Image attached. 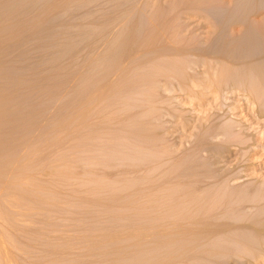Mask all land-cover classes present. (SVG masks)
Instances as JSON below:
<instances>
[{
    "label": "rangeland",
    "instance_id": "1",
    "mask_svg": "<svg viewBox=\"0 0 264 264\" xmlns=\"http://www.w3.org/2000/svg\"><path fill=\"white\" fill-rule=\"evenodd\" d=\"M88 1L43 0L35 13L13 16L4 11L5 3L18 2L20 9L24 4H31V0H0V264H181L178 251L172 252L170 244L165 243V239L171 237L170 226L166 230L162 224L166 217L172 216L170 219L174 220L186 189L198 188L199 180L211 181L210 174L196 171L192 165L199 170H211L226 183L230 178L231 186L250 183L264 186V39L261 40V35L259 40L263 43L257 41L260 45L233 41L251 32L241 29L244 22L243 25L237 23L242 13L248 15L255 10L251 16L262 15L264 5L258 2L261 7L254 5L253 9V2L251 6L248 0L244 1L252 10L248 7L250 11L244 13L242 9L247 4L244 7L240 5L244 3H240L243 7L240 15L237 2L233 4L237 9L234 13L232 0H220L221 3L217 0L220 6L232 5L234 12L227 8L226 15L230 22L237 23L233 29L231 24L224 23V20L230 23L224 13H221L223 20L217 13L209 18L200 14L196 5L197 13L185 10L189 0L187 3L185 0ZM165 1L170 2L169 5ZM79 3L84 8L79 7ZM74 6H78L79 11L82 8L81 12H72ZM54 16L57 19L54 30L60 37L42 42L37 29L45 25L48 17ZM250 18H246L245 24ZM68 25H73V30H67ZM83 30L110 31L97 37L100 42L95 39L89 49L83 47L79 57L74 55L75 60L66 58L72 33L75 38ZM231 31L232 46L229 40V44L222 45V37ZM130 32L134 40L128 39ZM111 40L127 44L133 52L126 48L129 51L123 52L124 57L121 56L108 75L97 80L85 75L84 60L89 50L93 49L89 55L93 53L97 57ZM198 44L202 51H191V47ZM162 45L166 56L162 55ZM181 46L180 50L185 52L175 55V50ZM132 54L138 56L132 58ZM200 56L212 64L209 62L208 68L188 65L187 69L185 62L190 64L192 59L191 64L196 63ZM175 66L185 69L176 72L177 80L182 77L183 84L181 80L173 82L176 77L171 71H176ZM185 71L188 76L194 74L196 82L191 77L185 78ZM240 74L244 77L240 78ZM211 75L213 82L208 79ZM162 76L167 79L163 81ZM198 77L200 81L202 77L204 88L197 82ZM228 79L244 83L241 88L230 84L224 90L223 84ZM187 88L196 94L192 95L191 90L188 93ZM214 124L231 129L224 128L226 134L222 129H209ZM144 125L148 129L144 127L143 132ZM196 144L201 147L199 152L193 158L184 157ZM143 152L147 163L141 158ZM177 158H183L181 163L165 172V164L172 165ZM174 176L181 184L162 186L164 177ZM189 176L198 183L185 185ZM202 200L206 202L203 197ZM246 211L256 212L255 208ZM178 214L179 211L177 217ZM175 220L171 227L174 231V223L176 226L178 223ZM162 231H169V235L165 238ZM236 233L247 236L255 244L260 237L243 230ZM162 234L163 246H169L168 250L165 247L162 251ZM260 248L259 256L246 252L248 256L241 264H264V241ZM233 259H229L228 264H238Z\"/></svg>",
    "mask_w": 264,
    "mask_h": 264
},
{
    "label": "bare ground",
    "instance_id": "2",
    "mask_svg": "<svg viewBox=\"0 0 264 264\" xmlns=\"http://www.w3.org/2000/svg\"><path fill=\"white\" fill-rule=\"evenodd\" d=\"M28 1H30V0H26V2H28ZM43 0H31V4H24L23 5V8H20L19 9V7H20V5H19V3L18 2H7V3H5L4 4V7H3V9H4V11L7 13V14H10V15H13V16H15L16 14H25V13H28V12H31L32 11V13H35L34 11H35V9H38V6H39V4L42 2ZM88 1V0H87ZM89 1H91V0H89ZM88 1V2H89ZM181 1V0H180ZM180 1H179V3H180ZM190 1V4H188L187 5V9H185V10H189L190 12H192V10L193 11H195V10H197L196 9V6L198 7L199 6V12H200V14L201 13H203L204 15H206V17H212L211 15L212 14H214V13H217V15H220V18H221V15L224 13V15H226V12L228 11V9H231L230 7H232V5L234 4V2L236 3H238L237 4V9H238V13H239V10H240V15H241V8H243L242 6H244L245 7V4H247L246 2L244 3V1H247V0H232L231 2H232V5L231 6H229V8H228V6H226V3L223 5H221L220 6V0H213V1H211V0H189ZM222 1V0H221ZM224 1V0H223ZM228 1H230V0H228ZM23 3H24V1H22ZM25 2V3H26ZM166 2V1H165ZM185 2L187 3L188 2V0L186 1L185 0ZM216 2H218V3H216ZM225 2V1H224ZM248 3H250V5L251 4H253V9L255 8V6H257V5H259L260 3L262 4V6L264 5V1L263 0H248L247 1ZM253 2V3H252ZM255 2H257L256 4H255ZM258 2H259V4H258ZM167 3V2H166ZM165 3V4H166ZM169 3L170 2H168L167 4L169 5ZM176 3L178 4V2L176 1ZM240 3H244V4H240ZM83 4V3H82ZM163 4V3H162ZM176 4V5H177ZM239 4L240 5H242V6H239ZM79 7H82V8H84L82 5H81V3H79ZM180 5V4H179ZM182 5L183 6H185L186 7V4L184 5V3H182ZM181 5V6H182ZM196 5V6H195ZM250 5H248L247 4V7H245L244 8V10L242 9V11L245 13V10H248V11H250V9H251V7H250ZM255 5V6H254ZM164 6V5H163ZM174 6V5H173ZM195 6V7H194ZM234 6V8L236 9V5H233ZM252 6V5H251ZM79 7L77 6H74V8L72 9V12H74V13H78V11H79ZM248 7H250V9H248ZM261 6L259 5V8H260ZM82 8L80 9V11L79 12H81V10H82ZM179 8V7H178ZM194 8V9H193ZM228 8V9H227ZM263 8V7H262ZM237 9L236 10H230L231 12H234V13H237ZM167 10L169 11V8H167ZM173 10V9H172ZM183 10H184V7H183ZM252 10V9H251ZM262 10V9H261ZM181 11V10H180ZM253 11V10H252ZM252 11H251V13L250 12H248V13H250V14H248L247 15V12H246V15H244L243 13H242V15H241V17L243 18V20H242V22H241V19H240V21H239V18H238V21H237V23H241L240 25H243V22H244V25L243 26H240L241 27V29H244V30H247V31H250L251 30V32H249L247 35H245V36H242L241 35V37H239L238 36V38L236 37V39L234 38L233 39V41L235 40L236 41V43H238V44H255V42L257 43V41H263V35H264V14H262V15H257L256 14V16L254 17V15L253 16H251V14H252ZM257 11V10H256ZM182 12H184V11H182ZM196 12V11H195ZM194 12V13H195ZM254 12H255V10L253 11V14H254ZM258 12H259V10H258ZM261 12V11H260ZM165 13H166V11H165ZM172 13V12H171ZM197 13V12H196ZM220 13V14H219ZM222 13V14H221ZM163 14H164V12H163ZM168 14V13H167ZM192 14H193V12H192ZM232 14V13H231ZM177 15H180V14H178L177 13ZM181 15H182V13H181ZM188 15H189V13H188ZM232 15H234V14H232ZM244 15V16H243ZM223 16V15H222ZM227 16V15H226ZM238 17L237 15H234V17ZM246 16V18L248 17V18H250V16H251V18H250V21H247V23L248 24H245V21L247 20L246 18H245V20H244V17ZM182 17V16H181ZM225 17V16H224ZM166 18H167V16H166ZM227 18H228V20H229V22H230V20L231 19H229V17L227 16ZM230 18H232V16L230 17ZM56 19V17L54 16V17H48L47 18V22L45 23V25L43 26V27H39V29H37V30H40V40L42 41V42H52V40H56V39H59L58 37H60V34L56 31V30H54V28H56L55 26V24L57 23V19ZM165 19V18H164ZM173 19V18H172ZM221 19H223V17L221 18ZM224 20V19H223ZM223 20H222V22H223ZM55 21H56V23H55ZM170 21H171V19H170ZM221 21V20H220ZM226 21H227V19H226ZM234 22V23H233ZM224 23H227L229 26H230V24H231V26L230 27H233V29L236 27V25H237V23L235 22V20H233V21H231L230 23H228V21L227 22H225V20H224ZM165 26H166V24H164ZM163 25V26H164ZM169 25V24H168ZM233 25H235V27L233 26ZM239 25V24H238ZM212 26H214V25H212ZM215 27H217L216 26V24H215ZM240 27H238V28H240ZM67 30H73V25H68L67 26ZM77 30V29H76ZM238 30V29H237ZM252 30H253V32H252ZM108 30H87V31H85V30H83L81 33H78V35L77 36H75V38H74V36H73V33H72V38H71V36L69 37V38H71V40H69L68 42H67V47H66V51H65V55H66V58L68 57V59L70 58V59H74L75 60V58H77L76 56L78 55V54H80V50L81 49H83V47H85L84 49H86V46H87V48H88V46L89 47H91V46H94V42H95V39H98L97 37H100V35L101 36H103L105 33L107 34L108 32H107ZM112 31V30H111ZM231 33H233L232 31L229 33L228 32V34L227 35H225L224 37H222V39H221V41L220 42H222V45L224 44V43H228L230 40V34ZM113 34V33H112ZM114 34H115V31H114ZM121 34V33H120ZM243 34V33H242ZM245 34V33H244ZM74 35H76V34H74ZM109 35V34H108ZM119 35V34H118ZM133 35V32L131 33H128V35H127V37H128V39L129 38H131L130 36H132ZM232 35V34H231ZM261 35H262V37H261ZM112 36V35H111ZM135 36H137V35H135ZM134 36V37H135ZM227 36H228V38H227ZM77 37H79V39L77 38ZM261 37V40H259V38ZM101 38V37H100ZM108 38H109V36H108ZM133 38V37H132ZM131 38V39H132ZM137 38H138V36H137ZM241 38V39H240ZM51 39V40H50ZM111 39V38H110ZM131 39H130V41H131ZM240 39V41L238 42L237 40H239ZM67 40H68V38H67ZM99 40V39H98ZM98 40H97V43H98ZM102 40V39H101ZM114 40V39H113ZM132 40H134V39H132ZM139 40V39H138ZM227 40V41H226ZM229 40V41H228ZM92 41V42H91ZM260 42L261 44L263 43V42ZM99 42H100V40H99ZM129 42V41H128ZM135 42H136V38H135ZM134 42V43H135ZM174 42V41H173ZM219 42V41H218ZM92 43V44H91ZM109 45H107L106 43V45H107V48L103 51V53L101 52L100 53V55H98L97 57L95 56L94 57V54L93 53H91L90 55H89V53L91 52V51H93V49H91V50H89L90 52L88 53V57L86 58V60H84V62H85V64H84V67H85V72H83V73H85V75H89V77H91V78H93L94 80H97V79H99L101 76H103V75H108L109 73H110V71L111 70H113V68H115L117 65H118V63H119V59L121 58V56L123 55V52H124V54H126V51H127V49L126 48H128L127 47V44H125V43H123V44H125V45H122V44H120V43H118L117 41L116 42H114V41H112L111 40V42L109 41ZM131 43H132V41H131ZM166 43V42H165ZM177 43V42H176ZM229 43H231V41L229 42ZM228 43V44H229ZM260 43H257V44H259L260 45ZM139 44V43H138ZM218 44V43H217ZM264 44V43H263ZM91 45V46H90ZM98 44H96L95 46H97ZM100 45V44H99ZM98 45V46H99ZM136 45V44H135ZM178 45V44H177ZM133 46V45H132ZM140 47H141V45H139ZM167 46V45H166ZM186 46V45H185ZM195 46V45H194ZM231 46H232V43H231ZM95 48V47H94ZM104 48V47H103ZM142 48V47H141ZM165 48V47H164ZM182 48V46L180 47V48H178L177 47V51L175 50V55L177 54V52H179L180 54H181V52H185V50H180ZM205 48V47H204ZM89 49V48H88ZM101 49H102V47H101ZM126 49V50H125ZM131 49H133L134 50V47L132 48L131 47ZM140 49V48H139ZM189 49H190V47H189ZM202 46L200 47V45L198 44V46H196V47H191V51H202ZM129 50H130V47H129ZM128 50V51H129ZM127 51V52H128ZM131 51V50H130ZM142 51H144V50H142ZM141 51V52H142ZM169 51H171V50H169ZM187 51V50H186ZM189 51V50H188ZM190 51V52H191ZM73 52H75L74 54H73ZM78 52V53H77ZM133 51H131L130 53H132ZM137 52V51H136ZM136 52L134 51V53L136 54ZM172 52H174L173 50H172ZM129 53V54H130ZM165 52H164V50H163V45H162V55L164 54ZM203 53H204V51H203ZM76 54V56H74ZM128 53H127V56L126 57H129L128 55H129ZM172 54V53H171ZM81 55V54H80ZM87 55V54H86ZM86 55H85V57H86ZM165 56H166V54H164ZM173 55V54H172ZM174 55V56H175ZM132 56V58L133 57H135L136 55H134L133 56V54L132 55H130V57ZM138 56V55H137ZM136 56V57H137ZM178 56V55H177ZM221 56V55H220ZM78 57H79V55H78ZM82 57V56H81ZM84 57V56H83ZM122 57H124V56H122ZM201 57V56H200ZM158 58V57H157ZM128 59H130V58H128ZM128 59H126V62H129L130 63V61H128ZM164 59H165V57H164ZM211 59V57L209 58V60ZM224 59V58H223ZM222 59V60H223ZM133 60V59H132ZM145 60H146V62H147V59L145 58ZM224 60H227V59H224ZM133 61H135V60H133ZM155 61H156V58H155ZM176 61V60H175ZM178 61V60H177ZM183 61V60H182ZM70 63H71V60L69 61ZM141 62V61H140ZM152 62V65L154 66V64H153V62L154 61H151ZM209 62H211V61H208L207 59H205V58H200L196 63H194L193 62V64H191L192 63V59H191V63L190 64H187V62H185L186 63V66H187V69H188V65H190L192 68H193V65L195 64V66L194 67H197V65L196 64H200V66L201 65H204V66H206L207 68H208V66L210 65V63ZM220 62H223V61H221V59H220ZM46 63V62H45ZM131 63H132V61H131ZM130 63V64H131ZM138 63V62H137ZM142 63V62H141ZM150 63V62H149ZM181 63V62H180ZM143 64V63H142ZM142 64H141V66H142ZM157 64H159V62L157 63ZM211 64H212V62H211ZM69 65V64H68ZM128 65V64H127ZM132 65H133V63H132ZM132 65H131V67H132ZM135 65V64H134ZM144 65V64H143ZM151 65V64H150ZM180 65V64H179ZM247 65V64H246ZM120 66V65H119ZM136 66H138V65H136ZM136 66H135V68H136ZM140 66V67H141ZM152 66V67H153ZM156 66V65H155ZM159 66L161 67V64H159ZM159 66H156V67H159ZM248 66V65H247ZM246 66V67H247ZM251 66H252V64H251ZM130 67V66H129ZM130 67V68H131ZM143 67V66H142ZM176 68L174 69V70H176V71H171L172 73H173V76L174 77H176V79H173V82H174V80L175 81H180V83H182L183 84V82L184 81H182L183 79H181L180 78V80L178 79L177 80V76L178 75H176V72L178 71V73H179V70H181L180 72H182V68L184 67V65H183V67L182 68H180V69H178V67L179 66H175ZM191 67L189 68V69H191ZM127 68H128V66H127ZM129 68V69H130ZM144 68H145V66H144ZM143 68V69H144ZM155 68V67H154ZM164 68V67H163ZM170 68V67H169ZM184 68H186V67H184ZM183 68V71L185 70ZM138 69V68H137ZM165 69V71H166V68H164ZM168 69V68H167ZM196 69V68H195ZM258 69H259V67H258ZM120 70L122 71V68H120ZM147 70V69H146ZM251 70V69H250ZM256 70V69H255ZM124 71V70H123ZM141 71H142V69H141ZM145 71V69L143 70V72ZM156 71H157V69H156ZM159 71V70H158ZM186 71H188L189 72V70H186ZM185 71V72H186ZM192 71V70H191ZM254 71V70H253ZM150 72V71H149ZM153 72V71H152ZM155 72V71H154ZM168 72H169V69H168ZM137 73V72H136ZM140 73V72H139ZM163 73H164V70H163ZM170 73V72H169ZM174 73H175V75H174ZM187 73V72H186ZM143 74V73H142ZM147 74V73H146ZM188 74L189 73H187L186 75V77L185 78H187L188 79V77H191L192 79H193V77H195V75L193 74V76H188ZM158 75V74H157ZM184 75V74H183ZM137 76H139V75H137ZM144 76V75H143ZM150 76V75H149ZM148 76V77H149ZM166 76H167V74H166ZM185 76V75H184ZM241 76H242V78L244 77L243 76V74H240V78H241ZM133 77V76H132ZM151 77V76H150ZM163 77V81H165L164 80V76H162ZM179 77V76H178ZM211 77L212 78H208L209 80L211 79H213V76L211 75ZM237 77V76H236ZM239 77V76H238ZM134 78V77H133ZM157 78V77H156ZM170 78H171V76H170ZM197 78V77H196ZM206 78V77H205ZM135 79H136V77H135ZM145 79V78H144ZM155 79V77L153 78V80ZM187 79H186V81H187ZM238 79V78H237ZM146 80V79H145ZM145 80H143V81H145ZM156 81H157V79H155ZM170 80V79H169ZM171 80H172V78H171ZM185 80V79H184ZM190 80V79H189ZM193 80H195L194 82H196V80L197 79H193ZM207 80V79H206ZM214 80V79H213ZM213 80H212V82H213ZM218 79H216V81H217ZM244 80V79H243ZM263 80V79H262ZM124 81V80H123ZM148 80H146V82H147ZM162 81V82H163ZM186 81H185V83H186ZM203 81H204V79H203ZM264 81V80H263ZM130 82V81H129ZM154 82V81H153ZM162 82H160V84H162ZM193 82V83H194ZM197 82H202V77H201V81H200V79H199V77H198V81ZM205 82V81H204ZM242 81H240V80H238V82L237 81H235V80H227V82L225 81V83L223 84L224 86L222 87V89H224L225 90V88H226V90H227V86H230V84H231V86H232V84L234 85H236L237 87H239V88H241L242 87V85H243V83H241ZM88 83V82H87ZM124 83V82H123ZM132 83V82H131ZM138 83H141V81H139ZM149 83V82H148ZM148 83H146L147 85H148ZM159 83V82H158ZM175 83V82H174ZM208 83V82H207ZM211 83V82H210ZM209 83V84H210ZM164 84H165V82H164ZM166 84H167V82H166ZM165 84V85H166ZM177 84V83H176ZM175 84V85H176ZM190 84V83H189ZM195 84V83H194ZM126 85H129V83H126ZM145 85V84H144ZM150 85V84H149ZM174 85V86H175ZM179 84H177V86H178ZM181 85V84H180ZM196 85H200L199 83H197ZM203 85H204V83H203ZM202 85V83H201V86H203ZM211 85H212V83H211ZM234 85V86H235ZM130 86V85H129ZM135 86V85H134ZM163 86V85H162ZM213 86V85H212ZM216 86V89L218 88V85H215ZM233 86V87H234ZM123 87V86H122ZM137 87V86H136ZM136 87H135V89H136ZM183 87V86H182ZM186 87H187V85H186ZM186 87H184V88H186ZM120 88V87H119ZM123 88H125V87H123ZM123 88H122V90H123ZM143 88V87H142ZM149 88H151V87H149ZM174 88V87H173ZM203 88H204V86H203ZM220 88V87H219ZM121 89V88H120ZM139 89H141V88H139ZM155 89V88H154ZM176 89V88H175ZM174 89V90H175ZM190 89V88H189ZM215 89V88H214ZM101 90V89H100ZM147 90V89H146ZM144 91V92H146V94H147V91ZM151 90V89H150ZM187 90H188V88H187ZM191 91L193 90V89H190ZM190 90H188L187 92L189 93L190 92ZM194 90H195V88H194ZM219 90V89H218ZM156 91H157V89H156ZM179 91H180V89H179ZM186 91V90H185ZM154 92V91H153ZM177 92V91H176ZM194 91H192V95L194 94H196V91L193 93ZM198 92V91H197ZM214 92V91H213ZM219 92H220V90H219ZM221 92H222V90H221ZM184 93V92H183ZM264 93V92H263ZM138 93H136V95H137ZM191 94V93H190ZM201 94H203V93H201ZM121 95H122V93H121ZM139 95H143V94H139ZM163 95V94H162ZM189 95V94H188ZM109 96V95H108ZM123 96V95H122ZM127 96V95H126ZM134 96V95H133ZM200 96V95H199ZM198 96V97H199ZM259 96V95H258ZM129 97L131 98V96H130V94H129ZM134 97H136V96H134ZM166 97H167V95H166ZM197 97V98H198ZM103 98V97H102ZM143 98V97H142ZM163 98V97H162ZM200 98V97H199ZM98 99V98H97ZM124 99H125V97H124ZM169 99H170V97H169ZM127 100V99H126ZM163 100V99H162ZM171 100V99H170ZM89 101V100H88ZM101 101V103H102V99L100 100ZM129 101V100H128ZM127 101V102H128ZM142 101H143V99H142ZM94 102V101H93ZM145 102H146V100H145ZM144 102V103H145ZM96 103V102H95ZM97 103H98V101H97ZM129 103H130V105H131V102L129 101ZM137 103V102H136ZM99 104H100V102H99ZM132 104H134V103H132ZM162 104H163V101H162ZM138 105V104H137ZM147 104H145V106H146ZM150 105V104H149ZM167 105V104H166ZM99 106V105H98ZM163 106H164V104H163ZM132 107V106H131ZM148 108H149V106H147ZM161 107V106H160ZM165 107V106H164ZM146 108V107H145ZM166 108V107H165ZM100 109V108H99ZM97 110V109H96ZM169 110V109H168ZM173 110V109H172ZM139 111V110H138ZM146 112V111H145ZM96 113H97V111H96ZM98 113H99V111H98ZM144 113V112H143ZM170 113V112H169ZM127 114H128V112H127ZM138 114V113H137ZM147 114V113H146ZM174 113H172V115H173ZM134 115H136L135 113H134ZM95 116V115H94ZM133 116V115H132ZM142 116V115H141ZM147 116V115H146ZM96 117H98V116H96ZM154 116H152L151 118H153ZM159 117V116H158ZM124 118H127L126 116L124 117ZM140 118V117H139ZM163 118V117H162ZM156 119V118H155ZM144 120H145V118H144ZM144 120H142V122L144 121ZM153 120V119H152ZM186 121V120H185ZM184 121V122H185ZM214 121H216V120H214ZM220 121V120H219ZM144 122H147V121H144ZM138 123V122H137ZM151 123V122H150ZM186 123V122H185ZM212 123H213V121H212ZM147 124V123H146ZM160 124H161V122H160ZM201 124H203V123H201ZM205 124V123H204ZM207 124V123H206ZM226 124V123H225ZM162 125V124H161ZM156 126V125H155ZM214 126H215V124H214ZM214 126H212L213 128H209V129H224L221 125H218V124H216V126L214 127ZM144 127H145V125L143 126V129H142V131L144 132L145 130H144ZM158 127H159V125H158ZM158 127H155V128H158ZM200 127V126H199ZM205 127H206V125H205ZM231 127H233L234 128V126H231ZM133 128H134V126H133ZM146 128V127H145ZM154 128V129H155ZM146 129H148V128H146ZM149 129H150V127H149ZM152 129V128H151ZM162 129V128H161ZM167 129V128H166ZM201 129V128H200ZM229 129H231V128H229ZM229 129H227V128H225V130H229ZM153 130V129H152ZM208 130V129H207ZM218 130V131H219ZM125 131V130H124ZM142 131H140V133L142 132ZM150 131V130H149ZM159 131V130H158ZM230 131H232L233 132V130H230ZM229 131V132H230ZM122 132V131H121ZM217 132V131H216ZM232 132H230L231 134H232ZM139 133V132H138ZM165 133V132H164ZM212 133V132H211ZM223 133L224 134H226V132H224V130H223ZM228 133V132H227ZM119 134H121L120 132H119ZM128 134V133H127ZM135 134V133H134ZM142 134V133H141ZM147 134V133H146ZM236 134V133H235ZM138 135V134H137ZM140 135V134H139ZM228 135H229V133H228ZM228 135H227V137H228ZM122 136V135H121ZM124 136V135H123ZM125 136H126V134H125ZM142 136V135H141ZM140 136V137H141ZM144 136H146L145 135V133H144ZM166 136V135H165ZM202 136V135H201ZM120 137V136H119ZM232 137V136H231ZM128 138V137H127ZM131 138V137H130ZM200 138V137H199ZM229 138V137H228ZM137 139V138H136ZM142 139H143V136H142ZM144 139H145V137H144ZM148 139V138H147ZM146 139V140H147ZM165 139V138H164ZM163 139V140H164ZM149 140V139H148ZM162 140V141H163ZM200 140V139H199ZM201 140H203L204 141V139H201ZM226 140V139H225ZM232 140H233V137L231 138V142H232ZM134 141H135V139H134ZM137 141V140H136ZM234 141V140H233ZM128 142V141H127ZM153 142V141H152ZM167 142V141H166ZM169 142V141H168ZM213 142V141H212ZM237 142V141H236ZM236 142H235V144H236ZM126 143V142H125ZM165 143V142H164ZM200 143H203V142H200ZM204 143H205V141H204ZM220 143V142H219ZM230 143V142H229ZM234 142H232L231 143V145L233 144ZM143 144H145V142H143ZM154 144H155V141H154ZM237 144H238V142H237ZM236 144V145H237ZM127 145V144H126ZM157 145V144H156ZM155 145V146H156ZM197 146H195L194 147V149H192V150H190V152L191 153H189V154H185L184 155V157H186V158H193L194 157V155H196L197 154V152H199V148H201L200 146H199V144H196ZM201 145H203V144H201ZM226 145L228 146L229 144H227V142H226ZM248 145V144H247ZM247 145L245 146L246 148H247ZM137 146V145H136ZM147 146V145H146ZM164 146V145H163ZM221 146V145H220ZM249 146V145H248ZM128 148V147H127ZM132 148H134L133 146H132ZM142 148V147H141ZM140 148V149H141ZM149 148V147H148ZM230 148V147H229ZM237 148V147H236ZM249 148V147H248ZM121 149V148H120ZM126 149V148H125ZM143 149H145V147L143 148ZM163 149V148H162ZM165 149V148H164ZM130 150H131V148H130ZM134 150H136V149H134ZM142 150V149H141ZM119 151V150H118ZM127 151V150H126ZM166 151V150H165ZM200 151H201V149H200ZM125 152V151H124ZM123 151H122V153H124ZM133 153V152H132ZM141 153V151L139 152V154ZM147 155V154H146ZM126 156V155H125ZM136 156V155H135ZM138 156V155H137ZM142 157L141 158H143L144 157V152H143V155H141ZM148 156V155H147ZM139 157V156H138ZM149 157V156H148ZM172 157V156H171ZM170 157V158H171ZM120 158L122 159V155L120 156ZM127 158V157H126ZM126 158H125V160H126ZM150 159V158H149ZM163 159V158H162ZM182 159L183 158H177V159H175V160H173L174 161V164H173V162H172V165H170L171 163H166V160H167V158H166V160H165V162L164 163H166L165 164V172H166V170L167 169H169V168H171V166H173V165H175L176 163H178V162H180V161H182ZM128 160H129V157H128ZM132 160H133V158H132ZM139 160V159H138ZM142 160H144V158L142 159ZM147 160V159H146ZM153 160V159H152ZM117 161V160H116ZM122 161H123V159H122ZM121 161V162H122ZM145 161V160H144ZM154 161V160H153ZM162 161V160H161ZM161 161H160V164H161ZM118 162H119V159H118ZM140 163H141V160L139 161ZM143 162V161H142ZM146 162V161H145ZM155 162V161H154ZM159 162V161H158ZM167 162H169V160L167 161ZM147 163V162H146ZM181 163V162H180ZM183 164L185 163V162H182ZM128 164H129V162H128ZM150 164H153V162L151 163L150 162ZM125 165V164H124ZM162 167L161 168H163L164 167V164H163V162H162ZM170 165V166H169ZM116 166V165H115ZM114 166V167H115ZM160 166V165H159ZM196 165H192L191 167H194L195 169H196V171H200L201 173H206V174H210V179H211V181L209 182V181H207V182H205V181H200L199 180V187L198 188H196V186H195V188H192V189H190V190H188V189H186L184 192H181V194L182 193H184V196H183V198H182V201H181V203H179L178 204V207H179V209L180 210H176V212L178 213V211H179V214H178V217H177V213L175 212V214L176 215H174L173 214V212H172V214L174 215V220H175V218H176V222H178L177 223V226H176V224L174 223V225H175V228H176V232L177 233H174L175 231H174V228H171L172 226H173V222L172 221H174V220H172L171 221V217L172 216H169V217H166V215H167V213H166V215H165V217L167 218V220L165 219V217H164V219L166 220V222L164 223L163 222V224H162V226L164 225V227H166L165 229L167 230V228H168V226H170V229L172 230H170L169 228V231L170 232H172V233H174V235H172V233L170 234V236L171 237H168L167 239H165L166 240V242L165 243H168L167 245H169L170 244V247L169 246H163V245H165L164 244V240H163V234H162V251H163V249H165V247H167V250L170 248V249H172V252L175 250V253H176V250L178 251V254H179V262L181 263V264H228L229 263V259H231V258H235V262H237L238 264H241V263H243V260H244V257H246V256H248V255H250V254H258V256L260 255V253H258L259 252V250H260V252H261V249L262 248H260L261 247V245H262V242L264 241V186H260V184H247V185H244V186H242V185H240V186H231L228 182H229V179L227 180V179H225V180H227V183L225 182V181H223V179H221L220 180V177H218V176H215L214 175V173H211V170H207L206 171V169H205V171H203V170H199L198 168H196L195 167ZM116 168V167H115ZM135 168V167H134ZM121 169H122V167H121ZM194 169V170H195ZM124 170V169H123ZM163 170H164V168H163ZM118 172L117 173H119L120 171L119 170H117ZM142 171V170H141ZM126 172V171H125ZM128 172V171H127ZM143 172V171H142ZM213 172V171H212ZM132 173V172H131ZM193 173V172H192ZM134 174V173H133ZM165 173L163 172V175H164ZM190 174V173H189ZM136 175V174H135ZM188 176V175H187ZM138 177V176H137ZM170 177V176H169ZM184 177V176H183ZM228 177V176H227ZM139 178V177H138ZM222 178V177H221ZM163 180V182H162V186H167V185H170V184H172V183H175V184H177V182H180L181 180H179V178L177 177V176H174V177H171L170 179H168V178H166L165 179V177H164V179H162ZM183 183V182H182ZM187 183H190L189 185H196L198 182H194V180H192L191 179V177L189 176V179L188 180H186L185 181V185L187 184ZM179 184H181V182L179 183ZM188 185V186H189ZM184 186V185H183ZM179 194H180V192H179ZM180 196V195H179ZM202 197L203 198H205V200H206V202H204L203 200H202ZM179 198V197H178ZM177 198V199H178ZM179 200H181V199H179ZM166 201V200H165ZM174 203V202H173ZM176 204H177V201H176ZM164 205H166V202H165V204ZM170 206V205H169ZM163 207V209H164V206H162ZM168 207V206H167ZM172 207H174V206H172ZM170 208L171 207H169L168 209L170 210ZM175 208V207H174ZM247 208H255V210H256V212L255 211H253V213H251V212H249V211H246L247 210ZM168 209H167V211H168ZM176 209H178V208H176ZM261 210V211H260ZM173 211V210H172ZM164 212H165V210H164ZM162 213H163V211H162ZM169 214V213H168ZM171 214V213H170ZM178 219V220H177ZM256 224H258V225H256ZM163 229V228H162ZM238 230H243V232H247V233H254L255 235H258V236H260V237H258V239L259 240H257L258 241V243H256L255 244V242H252L247 236H245V235H239L238 233H236V235H235V232H237ZM169 231H168V233L166 232V231H164L165 232V234H166V236H165V234H164V237L166 238L167 237V234L169 235ZM163 231H162V233H164ZM246 233V234H247ZM251 233V234H252ZM262 237V238H261ZM263 247V246H262ZM262 251H264V248H263V250ZM246 252L248 253V255L246 254ZM171 255V254H170ZM251 256V255H250ZM167 258L169 257V255L168 256H166ZM173 257L175 258V255H174V253H173ZM178 257V256H177ZM243 257V258H242ZM255 257V256H254ZM162 258H163V256H162ZM171 258V257H170ZM166 259V258H165ZM238 259V260H237ZM168 260H170V259H168ZM171 260H172V258H171ZM174 260V259H173ZM166 261V263H167V260H165ZM170 262V261H169ZM165 262H163V264H164ZM173 263H174V261H173ZM176 263V262H175Z\"/></svg>",
    "mask_w": 264,
    "mask_h": 264
}]
</instances>
